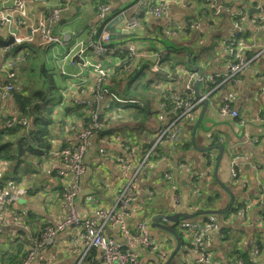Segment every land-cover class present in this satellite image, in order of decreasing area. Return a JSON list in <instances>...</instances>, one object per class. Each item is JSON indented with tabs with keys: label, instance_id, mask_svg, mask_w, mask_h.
Masks as SVG:
<instances>
[{
	"label": "crops",
	"instance_id": "1",
	"mask_svg": "<svg viewBox=\"0 0 264 264\" xmlns=\"http://www.w3.org/2000/svg\"><path fill=\"white\" fill-rule=\"evenodd\" d=\"M134 1L84 0L82 3L81 0H40L37 4H25L24 11L30 20L38 18L40 13L47 14L59 5L60 11L54 15L52 22L53 33L60 38L66 34L71 37L62 44L42 50L28 46L27 56L22 62H17L25 63L27 72H22L17 67L20 70L16 69L20 85L15 93L31 96L48 84L51 95L53 90H57L55 98L51 100L53 110L57 111L60 90L73 79L70 75L74 74L75 69H79L76 52L81 42L86 41L89 27L103 26L106 30L107 27H112L108 31L114 33L119 31L115 36L125 37L123 43L119 44L132 46L140 54L133 63L134 67L122 74L121 78L114 79L113 83L111 79L106 89L123 100L116 90L124 88L123 86L130 89L136 87L138 93L144 94V99H138L144 101L148 107L152 106L151 101L155 106L149 109L153 117L151 121H145L139 127L128 118L126 123H112L93 136L90 149L84 158L85 171L79 180V194L75 201L82 220L94 218L98 209L110 211L123 186L120 170L115 162V157L123 156V150L110 136L118 134L121 138L129 139L136 160H141L154 146L158 128H163L172 118V114L167 112L168 109H164L162 112L166 117L162 121L158 114L160 100L167 99L172 93L184 95L191 82L189 76L196 70L203 76L225 74L231 60L226 45L233 30L234 15L240 11L244 13L236 18L241 27L238 39L250 48L243 53V57L251 58L258 49L264 47V26L255 25L251 21L255 15L264 16V0H217L220 5L228 4L230 10H221L216 15L215 8H211L207 0H171L172 7L168 14L160 19L146 17L142 27L138 29L140 32L133 31L130 33L133 36H128L125 35L121 14L129 17L133 13ZM13 2L14 0H7L6 7L13 9ZM101 3L111 6V13L105 23H100L96 18L97 7ZM9 18V30L14 34L15 14ZM187 23H200L202 31L187 29ZM166 27L173 29L175 36L161 33ZM5 31L9 35L6 28ZM22 32L23 30H19L17 33ZM162 36H166V39L163 38L161 42ZM148 49L164 53L162 65L165 70H169L170 76L164 70L154 72L151 69V75L159 74L156 81L151 77H144V59L153 63ZM17 55L18 50L11 53L12 57ZM2 56L0 46V65ZM166 57L168 59L165 60ZM112 60H108V63L105 61V64L115 70L116 61ZM175 72L181 74L177 76ZM133 77L135 81H132ZM5 82L6 78L0 76V86ZM215 83V87L211 83L207 87L206 83H199L198 93L200 96L208 95L209 105L202 118L203 127L197 128L195 140H192V131L202 105L195 111L194 124L187 123L179 143L172 146L165 141L158 142L148 156L146 174L134 181L127 225L134 231L139 222H146L149 236L159 246V252L166 257L163 261L159 258V252L145 250L140 244H136L131 248L138 255L136 264H165L176 248V238L156 227L157 223L170 229L176 226L165 221L164 217L177 214L195 215L196 218L189 219L194 221L205 219L206 216L200 214L202 212L225 210L228 211L226 214L212 215L218 222V229L211 233L212 262L231 264L232 259L237 256L232 255L235 248L245 264H264V213L260 208L264 206V56L250 62L237 85L231 82L220 83L219 80ZM29 85L32 88L30 94L27 92ZM93 94L87 93V98ZM224 99H228L230 106L238 112L237 118L221 116L219 103ZM18 111L14 96L7 102H0V118ZM53 115L57 117L55 112ZM69 121L73 130L76 125L77 129L81 126L72 119ZM209 126V133L202 134V129H209ZM75 132L69 131L65 136L63 132L62 140L74 142ZM220 145L224 148L221 156L216 148ZM58 149L57 142H53L51 153L29 164V177L21 178L17 176L18 169L10 166L8 170V166L3 165L0 181L19 185L14 186V191L19 188L23 193L17 192L13 195L14 199L0 220V264H6L1 259L2 255L17 245L18 255L27 254L43 229L61 218L59 197L62 184L56 173L58 161L53 155ZM197 149L210 151L202 154ZM235 157L239 166H236V177L231 178L230 168ZM181 163L185 168H178ZM215 168L219 184L214 181ZM167 171H171L175 177L177 184L173 187L162 177ZM191 173L203 174L193 180L196 189L188 179ZM229 194L233 196L231 205ZM175 197L178 202H175ZM19 215L23 217V222L17 220ZM178 230L181 233L179 240L184 244V232ZM83 232L84 227L79 225L57 233L53 245L44 247L29 264H103L100 261V250L85 246L81 238ZM102 233L105 237L123 244V235L117 224L106 225ZM255 246L258 247V253L254 252ZM181 251L178 254V263L182 261L181 264H199V258L194 253L182 249Z\"/></svg>",
	"mask_w": 264,
	"mask_h": 264
},
{
	"label": "built area",
	"instance_id": "2",
	"mask_svg": "<svg viewBox=\"0 0 264 264\" xmlns=\"http://www.w3.org/2000/svg\"><path fill=\"white\" fill-rule=\"evenodd\" d=\"M40 0H14L13 9L6 7L7 0H0V39L6 41L9 37L13 42L5 47H1L3 56L1 58L0 76L6 78V82L0 86V102H7L12 97L16 88L19 85L17 79L18 72L15 65L18 60H24L23 55H27V46H33L37 49H44L55 44H62L63 41L69 39L71 35H63L62 38L57 37L53 33L52 22L54 15L60 11L59 5L53 7L47 14L40 13L38 18L30 20L25 14V4L27 2L37 4ZM84 0H81L83 3ZM211 8H215V15L221 10L229 12L228 4L220 5L217 0H207ZM229 0H225L228 2ZM172 7L171 0H135L133 13L129 17L121 14L125 35H130L135 30L142 27L146 17L160 19L168 14ZM111 13V6L106 3H101L97 7L96 18L100 23H105ZM15 14V30L12 34L9 30V17ZM244 15L242 11L234 15L233 30L227 40V48L231 57L227 64L225 74L201 75L200 71L196 70L189 76L190 84L185 89L184 95L170 94L166 100L161 101L158 105V114L161 115L162 121L166 117L162 112L168 109L169 115L172 118L167 121L163 128H158L156 142L149 149L146 155L139 161L136 160L134 149L131 148L129 139L120 137V135H112L110 138L114 140L123 150V156L115 157V162L120 170V181L123 186L118 194L116 203L110 211L98 209L95 211L94 218L82 220L75 206L76 198L79 194V180L85 171L84 158L88 153L93 136L104 129L108 128L112 123H120L123 115H121V105L125 103H135L143 108L144 104L134 99H120L115 94L111 93L106 86L110 83L113 69L105 64L108 60L116 61L115 67L120 64L122 59H130L129 63L124 67L125 71H129L140 54L137 53L132 46L113 44L110 31L105 27L92 26L89 27L88 37L86 41L81 42L80 48L76 52L78 61L77 67L79 72L76 73V79L79 84L73 86L68 83L60 90L61 106H70L81 108L84 117L88 118L90 123L84 125V117L81 119L72 116L73 122H77L81 126L74 130L75 141L68 142L66 146L60 147L57 153L53 155L58 161L57 175L62 184V192L60 194L61 218L45 227V229L33 241L26 256L18 264H29L36 255L44 248L50 247L54 243V238L59 232L67 231L71 228L82 225L84 232L81 238L87 248H97L100 250V261L103 264H136L138 260L137 253L131 248L136 244H140L145 250L159 252V246L154 243L148 233L146 222H139L134 231H131L127 225L128 209L133 196V184L136 178L146 174L148 167V156L154 150V147L160 141H165L172 146L179 143L180 137L184 135L187 123H193L196 120L195 111L208 98V95L197 97L195 84L211 83L214 87L217 85L216 80L220 83L231 82L237 85L240 82V76L248 68L251 61L264 56V47L258 49L251 58H244L243 53L250 50L247 44L242 43L238 39L241 32L239 21L236 19ZM252 23L255 25L261 24L264 26V16L255 15L252 18ZM9 31V35L5 31ZM187 29L192 31H202L200 23H187ZM23 30L22 33H17ZM172 33L173 36H175ZM18 48L17 57L8 56L12 51ZM163 55L160 50L151 51L150 58L152 59V71L158 72L164 70L170 76L169 70H165L162 65ZM123 56V58H121ZM73 65L75 63L72 62ZM85 73V78L83 77ZM177 76L181 72H175ZM71 81V80H70ZM204 85V86H205ZM205 87V88H206ZM94 94L87 98V93ZM210 94V92H209ZM112 101L115 105L112 104ZM213 100H211L212 102ZM209 103V101H208ZM219 113L223 117L235 119L238 117V112L230 106L228 99H224L219 103ZM18 113L10 114L0 119V128L11 129L16 126H22L26 129L30 126V120L22 118ZM67 129V130H66ZM66 131H71L73 128L67 126ZM51 153V152H50ZM210 160H212L210 158ZM4 162H0V177L3 174ZM7 166V164H6ZM236 166H239L236 157L232 159L230 168V177H236ZM171 168V164H170ZM179 169L185 168L183 163L178 165ZM202 173H191L189 180L192 181V187L196 189L193 182L195 177H201ZM163 179L171 186H175L176 180L171 171L163 174ZM1 179V178H0ZM18 189V188H17ZM15 187L11 182L0 181V220L3 219L5 212L4 207L9 205L14 194L17 192L23 193L22 189L14 191ZM175 202H178L175 197ZM264 213V206H260ZM118 211V213H115ZM17 220L23 222V217L18 216ZM108 224H117L123 235V244L115 242L113 239L105 237L102 233L103 228ZM178 228L184 232V244H181L183 251H191L199 258V264H214L211 259L210 244L211 233L218 229V222L212 215L206 216L205 219L197 220H182L178 223ZM254 252L258 253V247H254ZM159 258L165 260L164 253L159 252ZM190 263V262H189ZM194 264V263H190ZM231 264H244L239 259H232Z\"/></svg>",
	"mask_w": 264,
	"mask_h": 264
},
{
	"label": "trees",
	"instance_id": "3",
	"mask_svg": "<svg viewBox=\"0 0 264 264\" xmlns=\"http://www.w3.org/2000/svg\"><path fill=\"white\" fill-rule=\"evenodd\" d=\"M17 48H15L14 50L17 51ZM166 59L168 58L166 57L165 60ZM129 61L130 59L128 58L122 59L120 64L115 67V70L111 76L112 83L114 79H116L117 77L121 78V75L127 72L124 70V67L129 63ZM133 67L134 65H132V68ZM170 69H172V67ZM123 87L124 88H119L118 90H116L121 97H123L124 99H138V97H134V95H136L139 91L136 87L132 89L126 88V86ZM47 98V96H44L42 94L39 95V93L36 92H34V94H32L31 96H22L14 92L15 104L17 110H19L18 114L20 116H29L30 114V117H28V119L30 120L31 127L29 126L30 128L28 127L29 129L27 130L20 126H16L7 130L0 128V161L7 164L8 170L10 166H13L14 169L17 170L16 167L21 163L29 165L33 161L40 159L41 157H44L51 152L53 148L52 138L57 137L55 131L60 129V124L58 123L57 117L61 116V113H63L64 119H67V114H71L78 119L84 117V113L81 111V108L62 106L59 107L57 111H55L56 109L53 110L54 105L50 100V102L47 101ZM164 100L166 99L162 98L160 101ZM142 102L144 104V107H148V105L144 103V101ZM59 109H61L60 115H58ZM53 112H55V114L57 115L56 118H53ZM149 112V109H146V111H143V109H141L129 112L123 115L120 123H126L129 118V120L133 123L137 122L135 126L139 127V125H143L145 123L148 116L151 117V112ZM70 123V121L64 122L65 126L63 125V127H70ZM89 123V119L84 117V125L88 126ZM17 246L12 247L8 252L2 255L1 259L5 261L6 264H18L26 256V253H21L20 255H18L19 248ZM232 255H237L235 257L233 256L235 259H243L239 256L235 248L233 249ZM243 263L245 264L244 260Z\"/></svg>",
	"mask_w": 264,
	"mask_h": 264
},
{
	"label": "rangeland",
	"instance_id": "4",
	"mask_svg": "<svg viewBox=\"0 0 264 264\" xmlns=\"http://www.w3.org/2000/svg\"><path fill=\"white\" fill-rule=\"evenodd\" d=\"M206 5V4H205ZM206 8H208V6L206 5ZM241 22V21H240ZM109 25V24H108ZM107 25V26H108ZM106 28V27H105ZM107 29L108 30H111V29H113L112 27H107ZM107 30V31H108ZM174 30L173 29H171V28H169L168 29V27H166L165 29H163V31L161 32V33H166V34H169V36L170 37H173V35H172V33H174L173 32ZM135 32H140L139 30H135ZM120 32L118 31L117 33H114V35L115 34H119ZM176 33V32H175ZM242 37V36H241ZM124 38L125 37H113V35H112V37H111V40H112V43L113 44H119V43H123V41H124ZM151 38H153V37H151ZM150 38V39H151ZM163 38H165L166 39V36H162L161 37V42H162V39ZM241 40V39H240ZM152 50L151 49H148L147 50V52H151ZM150 55V54H149ZM11 56V54L9 55V57ZM23 57L25 58V55H23ZM18 61H21V60H19V59H17ZM145 60V62H144V69H143V72H144V77L145 78H148V77H151V79H153V81H156V78H158V76H159V74H157V76L156 75H151L149 72H150V70L152 69V65H153V63H151L150 62V60H148V59H144ZM23 61V60H22ZM21 61V62H22ZM165 61V60H164ZM179 61H181V58L179 59ZM15 67H16V69H18L17 67H19V69L22 71V72H27V65L25 64V63H21V64H16L15 65ZM183 68H184V66H182ZM18 69V70H19ZM19 70V71H20ZM167 70V69H166ZM76 71H78L79 72V69H75V71H74V74H71L70 76H72L73 77V79H71V81L69 82L70 84H72L73 86H77L78 84H79V82H78V80L76 79ZM35 72H38V71H35ZM83 77L85 78V73L83 72ZM136 79H135V77H133V79H132V81H135ZM19 85H20V83H19ZM18 85V86H19ZM18 88V87H17ZM17 88H16V90H17ZM27 92L30 94L31 92H32V88H31V86L29 85L28 86V90H27ZM17 93V92H16ZM36 93H39V95L40 94H42V95H44V96H47L48 98H47V101H51L52 100V98L54 99L55 98V96H56V94H57V90L55 89V90H53L52 91V93H53V95H51V89H49V87H48V84H46L45 85V87L43 88V89H41V90H39L38 92H36ZM34 94V93H33ZM13 96H14V94H13ZM134 97H138V98H141V99H144V94L143 93H137L136 95H134ZM140 99V100H141ZM56 101H58L57 99H55ZM60 98H59V102H57V105H58V107H62V106H60ZM139 100V101H140ZM49 101V102H50ZM55 102V101H54ZM141 102H142V100H141ZM112 104L113 105H115V103L112 101ZM150 104L152 105V106H150V107H143V108H141V107H139L137 104H135V103H125V104H122L121 105V115H124V114H127V113H129V112H133V111H135V110H141V109H143V111H146V109H153L155 106L152 104V101L150 102ZM51 108V107H50ZM57 108V107H56ZM58 109V108H57ZM60 111H61V109H59V114L58 115H60ZM1 114H3V113H1ZM53 114H54V112H53ZM28 117H30V114H29V116H23L22 118H25V119H27L28 121H29V119H28ZM66 117H67V119H64V116H63V113H61V116H59V117H57V119H58V123L60 124V129L59 130H56L55 131V133L58 135V133H59V135L57 136L58 138H52V142H57V145H58V148H60V147H64V146H66L67 145V143L68 142H66V140L65 139H63L62 140V137H63V132H64V136H65V133L67 134L68 133V131H66L67 129H66V127L64 128L63 127V125H64V122H67V121H69L70 119H71V117H72V115L71 114H67L66 115ZM53 118H56V116L55 115H53ZM153 117H150V116H148V118L146 119V121H150L151 119H152ZM135 123V125L137 124V122H134ZM32 125V124H31ZM65 126V125H64ZM22 127V126H21ZM31 127V126H30ZM29 127V128H30ZM28 127L26 128V130L27 129H29ZM66 129V130H65ZM74 131V130H73ZM72 132V131H71ZM0 162H2V161H0ZM45 162V161H44ZM17 169H18V173H17V176H19V177H21V178H23V177H29V174H30V166L28 165V164H24V163H21L19 166H17ZM14 186H19V185H15V184H13ZM19 189V188H18ZM9 206L10 205H6L5 207H4V210H8V208H9ZM177 226V225H176ZM176 226H173L172 227V229H173V231L174 232H176L179 236H181V233H180V231L178 230L179 228H178V226L176 227ZM182 263V261H180V263H178V254L176 255V257H175V259L173 260V262H171L170 264H181Z\"/></svg>",
	"mask_w": 264,
	"mask_h": 264
},
{
	"label": "water",
	"instance_id": "5",
	"mask_svg": "<svg viewBox=\"0 0 264 264\" xmlns=\"http://www.w3.org/2000/svg\"><path fill=\"white\" fill-rule=\"evenodd\" d=\"M247 16H249V15H247ZM122 32H123V31H122ZM110 33L113 35V37H116V36L114 35V32L110 31ZM124 34H125V33H124ZM128 36H129V35H128ZM130 36H133V35H130ZM12 42H13V39H12L11 37H9L6 41L0 39V46H1V47H5V46L11 44ZM199 85H200V84H199L198 82L195 84V89H196V92H197V97H200V95H199V93H198ZM208 105H209V103H208V100L206 99V100L202 103V109H201V111H200V113H199V115H198V118H197V120H196L194 126H193V131H192V140H193V141L195 140V137H196V131H197V128H198L199 126H200V127H203V126H202V118H203V116H204V113H205L206 109L208 108ZM210 128H211V127L209 126V129H202V134H208ZM213 142H214V139H213ZM216 148L220 151V155H219V156H221V154L223 153L224 148H223L221 145L218 146V147H216ZM197 150L200 151L202 154H207V153L210 151L209 149H197ZM217 162H219V160H218ZM216 173H217V172H216V168H215V170H214V172H213V177H214V181H215L216 183L219 184L218 179H217L216 176H215ZM224 189H225V187H224ZM225 190H226V189H225ZM226 191H227V190H226ZM227 192H228V191H227ZM229 195H230V194H229ZM232 201H233V196L230 195V203H229V205H231ZM227 212H228L227 210H225V211H223V212H221V211H205V212H202V213H200V214L203 215V216L214 215V214H220V215H223V214H226ZM194 217L196 218L195 215L185 216V215L177 214V215H172V216H166V217H164V218H165V221H167V222H169V223H171V224H173V225H177V224H178L180 221H182V220H188V219H190V218H193V219H194ZM155 219H158V217H155ZM156 227H158V228H160V229H164L166 232L172 234V235L176 238V242H177V243H176V248H175L174 251L171 253V255L169 256L167 262L165 263V264H170L171 261H172V259L174 258V256H176L177 254H179V252H180V253L182 252V251H181V241L179 240L178 234H176L172 229H170V228H168V227H165V226H163V225H161V224H159V223L156 224Z\"/></svg>",
	"mask_w": 264,
	"mask_h": 264
},
{
	"label": "flooded vegetation",
	"instance_id": "6",
	"mask_svg": "<svg viewBox=\"0 0 264 264\" xmlns=\"http://www.w3.org/2000/svg\"><path fill=\"white\" fill-rule=\"evenodd\" d=\"M131 148L134 149L132 146H131ZM195 178H196V177H195ZM195 178H194V179H195ZM133 194H134V193H133ZM132 197H133V196H132Z\"/></svg>",
	"mask_w": 264,
	"mask_h": 264
},
{
	"label": "bare ground",
	"instance_id": "7",
	"mask_svg": "<svg viewBox=\"0 0 264 264\" xmlns=\"http://www.w3.org/2000/svg\"><path fill=\"white\" fill-rule=\"evenodd\" d=\"M169 35V34H168ZM28 47V46H27ZM27 47H26V49H27Z\"/></svg>",
	"mask_w": 264,
	"mask_h": 264
}]
</instances>
